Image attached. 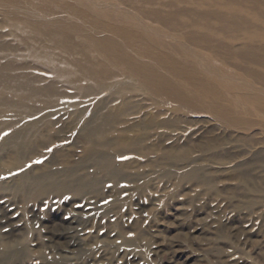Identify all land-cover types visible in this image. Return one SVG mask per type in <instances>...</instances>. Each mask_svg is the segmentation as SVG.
Masks as SVG:
<instances>
[{
  "label": "bare ground",
  "instance_id": "1",
  "mask_svg": "<svg viewBox=\"0 0 264 264\" xmlns=\"http://www.w3.org/2000/svg\"><path fill=\"white\" fill-rule=\"evenodd\" d=\"M227 133L264 163V0H0V194L82 199L150 139L187 161Z\"/></svg>",
  "mask_w": 264,
  "mask_h": 264
},
{
  "label": "rangeland",
  "instance_id": "2",
  "mask_svg": "<svg viewBox=\"0 0 264 264\" xmlns=\"http://www.w3.org/2000/svg\"><path fill=\"white\" fill-rule=\"evenodd\" d=\"M178 126L219 132L206 116ZM187 136L117 158L120 180L103 178L82 199L1 193L0 264H264V163L230 133L219 136L231 142L222 152L168 159Z\"/></svg>",
  "mask_w": 264,
  "mask_h": 264
}]
</instances>
